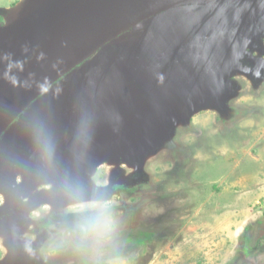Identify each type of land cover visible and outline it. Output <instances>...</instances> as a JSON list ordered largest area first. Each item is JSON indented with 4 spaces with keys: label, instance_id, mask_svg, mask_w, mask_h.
I'll return each mask as SVG.
<instances>
[{
    "label": "water",
    "instance_id": "1",
    "mask_svg": "<svg viewBox=\"0 0 264 264\" xmlns=\"http://www.w3.org/2000/svg\"><path fill=\"white\" fill-rule=\"evenodd\" d=\"M1 13L0 195L12 203L37 178L63 181L115 151L159 146L178 120L231 97L235 69L259 74L250 53L263 51L264 0H22ZM132 108L147 140L114 143ZM90 131L108 139L101 150L82 144ZM48 196L11 205L1 222ZM31 248L0 264H45Z\"/></svg>",
    "mask_w": 264,
    "mask_h": 264
},
{
    "label": "rangeland",
    "instance_id": "2",
    "mask_svg": "<svg viewBox=\"0 0 264 264\" xmlns=\"http://www.w3.org/2000/svg\"><path fill=\"white\" fill-rule=\"evenodd\" d=\"M21 1L0 0V25ZM262 48L246 51L256 77L235 69L231 97L178 120L159 146L115 151L63 181L37 178L21 201L0 195V262L34 246L45 264H264V38ZM41 193L3 225L8 207ZM51 212L62 218L42 228ZM91 217L97 226L80 232Z\"/></svg>",
    "mask_w": 264,
    "mask_h": 264
},
{
    "label": "bare ground",
    "instance_id": "3",
    "mask_svg": "<svg viewBox=\"0 0 264 264\" xmlns=\"http://www.w3.org/2000/svg\"><path fill=\"white\" fill-rule=\"evenodd\" d=\"M135 109L136 108H132L130 110L129 114L131 115V117H133V118L130 117L131 118L130 121L129 120L128 121H122L120 123L119 129L115 133L116 138H115V140L112 139L114 143H120L121 145H128V144H130L131 141H134L136 144L141 145L147 140L148 137L146 135L139 134V133H143L142 129L145 128L149 123L144 121V118H143L144 116H143L142 112L139 110H135ZM79 134L81 135L82 131ZM65 137L70 138L69 135H67ZM86 137H87V140L82 144L84 146L88 147V146H90L91 143H93L94 147L97 150L102 149V146L104 144L103 140H108L107 138H105L104 135H96V133L94 131L88 132V135ZM71 141H73V142H71ZM80 142H81V136H79L78 138H74V139L72 138L68 142H62L61 148L68 147V148L72 149L73 148L72 146H79ZM77 159L80 162V157H77ZM77 164H78V161H76V165Z\"/></svg>",
    "mask_w": 264,
    "mask_h": 264
},
{
    "label": "clouds",
    "instance_id": "4",
    "mask_svg": "<svg viewBox=\"0 0 264 264\" xmlns=\"http://www.w3.org/2000/svg\"><path fill=\"white\" fill-rule=\"evenodd\" d=\"M98 223L99 221L97 217H91L87 219L84 223L78 224L76 227L80 232L87 233L93 230L97 226Z\"/></svg>",
    "mask_w": 264,
    "mask_h": 264
},
{
    "label": "flooded vegetation",
    "instance_id": "5",
    "mask_svg": "<svg viewBox=\"0 0 264 264\" xmlns=\"http://www.w3.org/2000/svg\"><path fill=\"white\" fill-rule=\"evenodd\" d=\"M61 214H59V212L58 213H56V212H51V213H48L47 215H45L44 217L46 218V220L44 221V222H42V223H44L43 224V227L42 228H46V227H48V226H50V225H53V224H55V222H53L54 221V219H56V217H58L59 216V218L61 217L62 218V216H60ZM71 217H77V216H71ZM121 233H124V232H122L121 231ZM128 236V235H127ZM50 253H54V252H50ZM45 255V257L44 258H46V259H49L48 257H46V255L47 254H44ZM57 254H54V255H48V256H56Z\"/></svg>",
    "mask_w": 264,
    "mask_h": 264
}]
</instances>
